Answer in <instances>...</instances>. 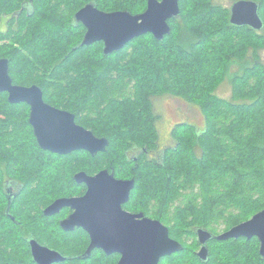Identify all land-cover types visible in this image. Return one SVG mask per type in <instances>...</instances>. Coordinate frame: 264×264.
<instances>
[{
  "label": "trees",
  "instance_id": "16d2710c",
  "mask_svg": "<svg viewBox=\"0 0 264 264\" xmlns=\"http://www.w3.org/2000/svg\"><path fill=\"white\" fill-rule=\"evenodd\" d=\"M254 1L261 30L232 25L230 8L213 0H179V16L169 19L171 32L162 40L146 33L104 55L101 41L79 45L85 27L73 21L75 12L94 2L105 12L137 14L147 0H0V58L9 59L13 82L39 85L47 103L71 111L78 124L109 141L95 155L42 150L28 122V105L10 103L0 92V264H36L29 234L72 257L51 264H100L93 253L76 258L87 237L56 231L43 209L57 198L84 192L73 179L75 172L102 168L133 177L130 207L159 219L183 245L159 264L166 258L170 263L264 264L256 237L211 239L204 262L194 252L196 226L218 234L220 224L227 230L264 207V65L258 54L264 48V0ZM23 2L30 3V11L21 10ZM233 63L239 69L230 73ZM50 72H73L65 76L71 85L57 82L50 88ZM226 78L230 99L215 92ZM132 89L133 101L124 96ZM163 94L196 105L205 125L197 130L177 123L173 148L160 159L142 157L141 166L130 167L134 161L127 152L152 148L158 139L151 98ZM128 104L136 106L122 109ZM85 112L95 116L98 127L89 117L83 121ZM8 182L19 185L14 197H9ZM189 238L193 248L185 243Z\"/></svg>",
  "mask_w": 264,
  "mask_h": 264
},
{
  "label": "water",
  "instance_id": "95a60500",
  "mask_svg": "<svg viewBox=\"0 0 264 264\" xmlns=\"http://www.w3.org/2000/svg\"><path fill=\"white\" fill-rule=\"evenodd\" d=\"M179 13V0H147L145 10L137 14L128 10L105 12L98 9L94 2H88L75 12L73 21L85 27L80 46L101 41L103 54L109 55L146 33L162 40L171 32L169 19L177 18ZM229 20L232 25L249 26L255 30L263 28L259 4L254 0L233 1ZM9 70V59L0 58V92L8 94L10 103L24 102L29 105L28 122L42 150L59 155L86 150L94 155L107 149L109 141L106 137H97L91 130L77 124L73 113L47 103L39 85L15 84ZM73 178L76 183L86 185V192L80 196L55 199L43 209V214L52 216L65 207L72 209L73 212L60 224L66 231L81 227L89 233L90 244L86 254L93 248H102L106 253L117 251L122 254L117 264H158L161 257L183 250V245L170 237L165 224L145 217L143 213L132 214L122 209L121 205L129 199L134 187V179H116L113 171L107 169L95 175L78 171ZM195 231L201 245L197 256L202 261L208 257V240L238 237H256L259 254L264 258V207L249 219L218 234L202 227H197ZM29 247L36 264H51L66 259L36 239L29 240Z\"/></svg>",
  "mask_w": 264,
  "mask_h": 264
},
{
  "label": "flooded vegetation",
  "instance_id": "af4514ba",
  "mask_svg": "<svg viewBox=\"0 0 264 264\" xmlns=\"http://www.w3.org/2000/svg\"><path fill=\"white\" fill-rule=\"evenodd\" d=\"M31 1V0H30ZM30 3H25L24 4V2H23V4H22V7H21V10H25V11H30ZM1 27H4V26H6V18L5 19H3L2 20V22H1ZM7 94V93H6ZM7 96H8V94H7ZM44 99V98H43ZM24 103V102H23ZM28 105V104H27ZM51 105V104H50ZM53 106V105H52ZM28 107H29V105H28ZM55 107V106H54ZM57 108V107H56ZM58 109H62V110H66V109H63V108H58ZM67 111H69V110H67ZM29 112H30V107H29ZM69 112H71V111H69ZM72 113V112H71ZM75 116V115H74ZM28 119H29V114H28ZM76 122V121H75ZM157 122H158V120L156 121V129H157V132H158V139L154 142V147H152V148H146V147H132L128 152H127V155L129 156V157H131V159L134 161V162H137V160L138 159H140V158H142V157H144V158H146V159H148V160H154V159H160V157L163 155V152L164 151H166L167 149H169V148H173L175 145H176V140H175V138H174V136H173V129H174V127H175V125L177 124V123H180V122H176L175 124H173L171 127H170V129L167 131V134H166V137H165V139H166V141H164V140H162V137H161V135H160V130H159V127H158V125H157ZM77 123V122H76ZM187 123L188 124H190V125H192V126H194V128L195 129H197V130H201L203 127H204V125H205V121L201 124V125H197V124H194V123H190V122H188L187 121ZM78 124V123H77ZM79 125H81V124H79ZM82 126V125H81ZM82 127H84V126H82ZM85 128V127H84ZM85 129H88V128H85ZM93 132V131H92ZM94 133V132H93ZM97 136V135H96ZM97 137H102V136H97ZM84 151H86V150H84ZM86 152H88V151H86ZM89 154H91L90 152H88ZM56 154V153H55ZM97 154V153H96ZM92 155V154H91ZM95 155V154H94ZM104 169H107L109 172H112L113 171V175H114V177L116 178V179H134L133 177H122V176H118V175H116L115 174V170L113 169V168H102V169H99L98 171H96V172H94V173H87L88 175H95L96 173H98L99 171H101V170H104ZM80 171H84V170H80ZM78 172V171H77ZM76 173V172H75ZM73 176H74V174H73ZM74 179V178H73ZM135 181V180H134ZM81 184H83V183H81ZM135 184V183H134ZM83 186L85 187V189H84V192L82 193V194H80V195H83L85 192H86V189H87V187H86V185L85 184H83ZM19 188V185L18 184H15V183H13V182H8L7 183V186H6V189H7V191H8V194H9V197H14V195H15V193H16V191H17V189ZM134 188V187H133ZM133 190V189H132ZM132 190L130 191V194H129V199L125 202V203H123L122 205H121V207H122V209L124 210V211H126V212H129V213H132V214H138V213H143V215L145 216V217H148V218H151V219H157V218H155V217H152V216H150V214H148V213H146V212H144L143 210H139V209H135V208H131L130 207V205H129V203H130V197H131V192H132ZM80 195H75V196H80ZM72 197V196H71ZM73 212V210L72 209H70V208H68V207H65V208H63L58 214H55V215H52V216H45V218H48V220H49V222H51V226H52V228L53 227H56L57 229H56V231H58V232H60V230H61V232H68V233H79V234H82L83 236H86L87 237V239H88V242H87V245H86V247L83 249V252L81 253V254H78V255H76V258H79V259H86V258H90L91 257V255H92V253L93 254H95V255H98L99 256V259H100V264H103V261L104 260H108L109 261V263L110 264H117L119 261H120V259H121V257H122V254L120 253V252H117V251H115V252H111V253H106L105 252V250H103L102 248H93L91 251H90V253L89 254H86V250L88 249V247H89V244H90V235H89V233L87 232V231H85L83 228H81V227H75L74 228V230H71V231H66V230H64L63 229V227L61 226V224H60V222H61V220H63L64 218H66L70 213H72ZM157 220H159V219H157ZM160 221V220H159ZM161 222V221H160ZM163 223V222H162ZM164 224V223H163ZM198 226H196L195 228H194V231H195V229L197 228ZM202 228H204V227H202ZM206 229V228H205ZM56 231L54 232V231H52L51 232V235L52 236H54V237H56L57 236V234H58V232L56 233ZM195 233H196V231H195ZM56 235V236H55ZM28 237H29V239H28V243H29V240L30 239H36V237L35 236H32L31 234H29L28 235ZM37 240V239H36ZM38 241V240H37ZM209 241L210 240H208L207 241V243H206V247H207V249H208V254H209V248H208V243H209ZM39 242V241H38ZM40 244H42V245H45V244H43V243H41V242H39ZM199 244V243H198ZM45 246H47V245H45ZM47 247H49V246H47ZM200 247H201V245L199 244L198 245V248H197V251H195V254H196V256H197V252L199 251V249H200ZM51 249H55V248H52V247H50ZM56 251H58L62 256H64V257H66V259H71L72 257L70 256V255H65V254H63L61 251H59V250H57V249H55ZM168 256H170V255H168ZM168 256H163V257H161L160 258V261L163 259V258H165V257H168ZM198 257V256H197ZM199 258V257H198ZM207 259H208V257H207ZM206 259V260H207ZM201 260V259H200ZM160 261H159V263H160ZM202 261V260H201ZM204 262V261H203ZM158 263V264H159Z\"/></svg>",
  "mask_w": 264,
  "mask_h": 264
},
{
  "label": "rangeland",
  "instance_id": "374dc122",
  "mask_svg": "<svg viewBox=\"0 0 264 264\" xmlns=\"http://www.w3.org/2000/svg\"><path fill=\"white\" fill-rule=\"evenodd\" d=\"M214 3L216 4H220L222 6L228 7L230 8L233 1L232 0H213ZM259 57H260V61L263 63L264 65V48L260 49L259 52ZM239 69V65L237 63H233L230 66V73L235 72ZM51 77V82H50V88L56 86V83L59 82L64 86L67 85H71V78L70 79H66L65 76L67 75H73V72H67V73H52L50 72L49 74ZM50 79H48L49 81ZM216 94L222 98L225 99H230L231 97V83L229 78H226L225 81H223V83H221L218 88L216 89ZM124 96H126V98L131 97V101H133V99H135V92L133 93V89L132 91H128L124 93ZM123 99V98H122ZM120 99V100H122ZM152 103H153V107H154V112L157 115V125L159 127L160 130V135L162 137V140L166 141L165 137L167 134V131L170 129V127L175 124L176 122H190V123H194L197 125H201L204 122V117L200 111V109L193 104L187 103L185 101H183L182 99L179 98H175L172 97L170 95H158V96H153L152 98ZM139 104V103H138ZM136 104H128L125 106H122L124 108L122 109H126V108H135ZM118 109V107H117ZM24 114V111H21ZM106 112V111H105ZM28 115V114H27ZM2 115H0L1 117ZM3 117V116H2ZM89 117L90 121V125L91 126H95L98 127V122L95 119V116L92 117L91 114H89L88 116L86 115V112L84 113L83 121L86 122L87 118ZM4 118V117H3ZM14 118H17V116H15ZM86 119V120H85ZM91 130V129H89ZM118 146V145H117ZM140 166L144 163L142 160H139L137 162ZM136 163H132V165H129L130 167L135 165ZM137 173H139V169L137 170ZM75 174V173H74ZM223 225L220 224L219 228L220 229L218 231V233L222 232ZM197 237V236H196ZM197 240V238H196ZM186 245L189 248H193L194 247V241L193 239L189 238L186 239L185 241ZM197 248H195L194 252L197 251ZM186 261L182 260L181 262H169V259H165L162 264H184ZM187 263V262H186ZM103 264H110L108 260H104ZM188 264V263H187ZM190 264H192V262H190ZM240 264V263H238Z\"/></svg>",
  "mask_w": 264,
  "mask_h": 264
}]
</instances>
